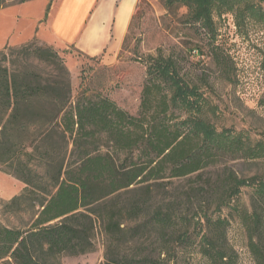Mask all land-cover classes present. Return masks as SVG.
Here are the masks:
<instances>
[{
  "label": "trees",
  "instance_id": "1",
  "mask_svg": "<svg viewBox=\"0 0 264 264\" xmlns=\"http://www.w3.org/2000/svg\"><path fill=\"white\" fill-rule=\"evenodd\" d=\"M162 2L168 9L186 8L189 22L199 24L210 42L213 14H230L237 29L252 19L264 23V13L248 0ZM9 6L0 0V10ZM190 50L202 56L199 47ZM181 59L160 50L146 57L134 116L100 93L82 91L73 100L69 72L48 45L31 41L0 51V172L24 185L1 207L0 218L10 215L21 225L0 219V264H61L63 256L90 253L97 226L104 236L103 264H190L194 255L205 264H238L229 218L212 214L241 179L226 167L218 175L210 171L221 157L264 158V143L209 139L204 110L191 115L180 99L188 88L197 89L181 74ZM212 60L226 66L221 56ZM192 118L194 127L186 124ZM174 181L185 185L166 194ZM232 216L244 230L253 263L264 264V186ZM199 217L204 223L198 239L193 230Z\"/></svg>",
  "mask_w": 264,
  "mask_h": 264
},
{
  "label": "rangeland",
  "instance_id": "2",
  "mask_svg": "<svg viewBox=\"0 0 264 264\" xmlns=\"http://www.w3.org/2000/svg\"><path fill=\"white\" fill-rule=\"evenodd\" d=\"M5 1L10 6L0 10V51L4 47L18 48L31 41L45 46L35 33L42 23L37 19L50 0H26L22 5L17 4L19 0ZM57 1H51V7ZM248 2L264 13V0ZM259 12H256L257 16ZM213 18L215 35L210 42L209 35L199 24L189 22L187 9L181 5L168 9L162 0H137L123 35V50V40L115 49L95 56L80 51L73 43L50 47L69 72L73 100L82 91L88 95L100 93L134 116L138 112L145 80L146 57L155 56L158 50L165 56L178 55L182 58L181 74L190 85L197 86V89L183 91L180 99L191 115L204 110L203 117L211 125L205 129L210 134L209 139L241 138L250 140L252 145L264 143V23L252 19L242 29H237L230 14L220 18L213 14ZM96 19L101 22L102 16L95 14L91 19L86 34V41L90 43H95L88 40V33ZM69 22L71 25L75 22L73 13ZM120 35L119 32L117 37ZM193 46L200 48L202 56L196 50L191 52ZM214 55L225 58L226 66L218 67L212 60ZM185 119L186 115L182 120ZM196 123L193 118L186 122L190 127ZM202 134L206 135L204 130ZM225 167L241 179V184L226 205L212 215L229 218L228 240L238 255V264H254L246 248L244 230L230 213L234 207L248 208L251 194L264 186V158L250 161L221 157L219 166L210 172L218 175ZM184 185L183 181H174L165 192L175 194ZM23 189L21 182L0 172V211L3 203L20 195ZM0 219L8 226L21 225L18 218L10 215H3ZM203 223L204 217L195 222L193 233L198 239L203 232ZM60 263L103 264L104 236L101 229L97 226L92 252L77 257L63 256ZM190 264L205 262L194 255Z\"/></svg>",
  "mask_w": 264,
  "mask_h": 264
},
{
  "label": "crops",
  "instance_id": "3",
  "mask_svg": "<svg viewBox=\"0 0 264 264\" xmlns=\"http://www.w3.org/2000/svg\"><path fill=\"white\" fill-rule=\"evenodd\" d=\"M136 2L137 0H58L53 3L46 21L39 25L35 36L41 43L55 48L73 43L77 49L90 56L107 53L122 42ZM44 13L45 11L37 21L43 20ZM71 13L75 18L73 25L69 22ZM95 14H100L102 20L100 22L96 19L91 24L88 40L95 43H90L86 41V34ZM119 32L121 35L117 37ZM88 49L92 52L87 51Z\"/></svg>",
  "mask_w": 264,
  "mask_h": 264
}]
</instances>
